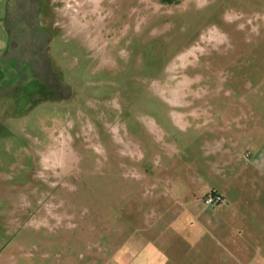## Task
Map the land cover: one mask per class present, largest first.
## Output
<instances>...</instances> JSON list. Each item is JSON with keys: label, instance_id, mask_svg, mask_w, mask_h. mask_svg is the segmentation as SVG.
I'll return each mask as SVG.
<instances>
[{"label": "rangeland", "instance_id": "obj_1", "mask_svg": "<svg viewBox=\"0 0 264 264\" xmlns=\"http://www.w3.org/2000/svg\"><path fill=\"white\" fill-rule=\"evenodd\" d=\"M255 123L264 0H0V262L264 264L198 205Z\"/></svg>", "mask_w": 264, "mask_h": 264}, {"label": "crops", "instance_id": "obj_2", "mask_svg": "<svg viewBox=\"0 0 264 264\" xmlns=\"http://www.w3.org/2000/svg\"><path fill=\"white\" fill-rule=\"evenodd\" d=\"M248 126L244 127L246 130L244 138L249 146L248 151L245 152L247 161L238 166L236 164L237 167H234L229 175L228 173L223 175L225 185L212 187L211 192L220 195L225 202L218 204V207L212 210L204 203L198 202V205L208 211L207 225L224 236L225 242L232 244V248L239 252V256L249 257L250 262H264V125L255 123ZM201 216L191 215L188 224L190 226L184 228L182 232L178 230L180 234L174 232L167 248L175 249L176 244L181 242L184 243V248L190 245L189 249L201 251L206 240L204 237L194 236L195 233L191 232L196 231V228L193 230L194 220L199 225L198 231L204 227ZM174 235L177 236L176 239ZM155 242L151 239V243ZM150 259V262H115V264H190V262H157L152 254ZM0 264H105V262H0Z\"/></svg>", "mask_w": 264, "mask_h": 264}, {"label": "built area", "instance_id": "obj_3", "mask_svg": "<svg viewBox=\"0 0 264 264\" xmlns=\"http://www.w3.org/2000/svg\"><path fill=\"white\" fill-rule=\"evenodd\" d=\"M224 202L225 200L220 195L213 192L209 193L204 199V203L208 206H215Z\"/></svg>", "mask_w": 264, "mask_h": 264}, {"label": "flooded vegetation", "instance_id": "obj_4", "mask_svg": "<svg viewBox=\"0 0 264 264\" xmlns=\"http://www.w3.org/2000/svg\"><path fill=\"white\" fill-rule=\"evenodd\" d=\"M42 1H43V0H41V5H42ZM10 2H11V0H10ZM40 9H41V8H40Z\"/></svg>", "mask_w": 264, "mask_h": 264}]
</instances>
